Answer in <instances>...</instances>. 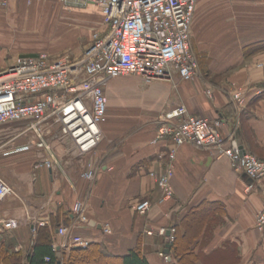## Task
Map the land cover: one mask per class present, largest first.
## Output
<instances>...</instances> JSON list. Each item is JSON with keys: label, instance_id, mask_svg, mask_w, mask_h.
Returning a JSON list of instances; mask_svg holds the SVG:
<instances>
[{"label": "crops", "instance_id": "crops-1", "mask_svg": "<svg viewBox=\"0 0 264 264\" xmlns=\"http://www.w3.org/2000/svg\"><path fill=\"white\" fill-rule=\"evenodd\" d=\"M95 31L103 34L107 25L94 4L8 0L0 4V70L17 56L79 58ZM190 43L199 67L193 80L175 73L172 81L145 84L125 74L107 82V119L93 152L80 153L52 120L43 124L48 148L30 143L13 151L37 137L27 121L0 124V176L19 196L8 194L0 201V220L15 222L0 233V241L20 252L22 264L48 236L61 259L62 250L78 246L74 235L103 243L117 257L139 246L148 264H177L173 240H168L171 228L195 264H264V228L255 225L264 204V180L235 170L214 149L175 145L171 137L152 142L162 113L184 104L194 115L223 119L224 134L235 129L246 153L264 157V0H196ZM237 88L245 98L239 109L231 96ZM110 95L115 109L109 116ZM172 148L173 195L162 200L156 174L167 166ZM50 152L55 165L34 166ZM88 161L96 171L92 181L80 176ZM141 199L151 204L145 214L134 210ZM76 200L83 202L85 222L76 221ZM105 223L108 233L102 231ZM61 226L67 227L65 235L59 233ZM159 227L166 228L164 235ZM166 244L168 260L159 254Z\"/></svg>", "mask_w": 264, "mask_h": 264}, {"label": "built area", "instance_id": "built-area-1", "mask_svg": "<svg viewBox=\"0 0 264 264\" xmlns=\"http://www.w3.org/2000/svg\"><path fill=\"white\" fill-rule=\"evenodd\" d=\"M8 0H0L5 5ZM30 2L31 0H27ZM68 6L94 4L103 14L107 31L93 32L88 45L79 58L61 56L49 59L47 54L17 56L1 74H13L8 80L0 81V124L26 120L37 141L19 145L13 151L28 148L29 144L48 148L44 138V125L49 120L58 125L61 136L68 139L80 153L96 150L102 140L101 124L107 119V97L104 86L120 75L135 74L143 82L154 80L172 81L176 73L182 80H193L199 75L196 55L190 43V26L196 0H61ZM211 95V88L205 90ZM232 100L239 109L244 105L242 89H235ZM221 118L208 119L192 114L184 104L162 113L152 142L171 137L175 145L189 143L197 147L214 149L219 156L227 157L237 171L251 179L264 180V157L242 153L235 129L223 133ZM175 149L169 153L165 169L156 174V183L161 199L173 195L171 177ZM55 165L50 152L35 163V167L51 168ZM95 168L88 161L80 176L94 180ZM154 175V173H151ZM8 194L19 197L17 192L0 176V201ZM151 204L147 199L134 204V210L145 214ZM76 221H87L81 200L73 204ZM257 229L264 228V204L255 215ZM15 226L12 219L0 220V233ZM66 234L67 227H59ZM109 225L102 227L109 232ZM171 229L170 241L174 239ZM157 232L165 233L164 227ZM148 234L151 231H147ZM72 241L85 247L89 240L74 235ZM165 260L167 254L161 251ZM47 259V258H46Z\"/></svg>", "mask_w": 264, "mask_h": 264}, {"label": "trees", "instance_id": "trees-1", "mask_svg": "<svg viewBox=\"0 0 264 264\" xmlns=\"http://www.w3.org/2000/svg\"><path fill=\"white\" fill-rule=\"evenodd\" d=\"M42 239L43 242L35 244L32 252L27 254L28 264H148L139 246H135L127 255L117 257L107 252L103 243L90 241L85 247L73 246L69 251L62 250L60 259L51 246L50 236L48 239ZM177 239L176 234L171 243L177 257V264H195L196 259L193 253L184 243H177ZM21 259L19 251L10 250L0 241V264H22Z\"/></svg>", "mask_w": 264, "mask_h": 264}, {"label": "rangeland", "instance_id": "rangeland-1", "mask_svg": "<svg viewBox=\"0 0 264 264\" xmlns=\"http://www.w3.org/2000/svg\"><path fill=\"white\" fill-rule=\"evenodd\" d=\"M39 2H40L41 5H43V4H45V3L48 4L49 0H39ZM139 78H140V77H139ZM140 79H141V78H140ZM141 81H142V79H141ZM142 82H143V81H142ZM143 83H145V82H143ZM145 84H147V83H145ZM109 98H110V104H109V105H110V107H109V108H110V110H109V111H110V112H109V116H110V115H112V114H111L112 111L115 109V107H112V106H111L112 103L115 104V100H114V97H113L112 95H110ZM119 108L122 109V112H123L122 115H123V117H125V120L127 121V118H126L127 110H128V109H127V106H124V105H123V106H119ZM112 109H113V110H112ZM17 121L25 122L26 120H17ZM15 122H16V121H15ZM122 122H123V121H122ZM131 123H132V122H131ZM141 123H142V122H141ZM141 123H140V124H141ZM138 124H139V123H138ZM140 124H139V125H140ZM102 264H105V263H102Z\"/></svg>", "mask_w": 264, "mask_h": 264}, {"label": "bare ground", "instance_id": "bare-ground-1", "mask_svg": "<svg viewBox=\"0 0 264 264\" xmlns=\"http://www.w3.org/2000/svg\"><path fill=\"white\" fill-rule=\"evenodd\" d=\"M12 76H13V74H1L0 75V81L8 80Z\"/></svg>", "mask_w": 264, "mask_h": 264}, {"label": "water", "instance_id": "water-1", "mask_svg": "<svg viewBox=\"0 0 264 264\" xmlns=\"http://www.w3.org/2000/svg\"><path fill=\"white\" fill-rule=\"evenodd\" d=\"M239 148H240V150H241L242 153L245 152V150L243 149V146L242 145H239ZM165 247H166L165 252H168V250H169V244H166Z\"/></svg>", "mask_w": 264, "mask_h": 264}]
</instances>
